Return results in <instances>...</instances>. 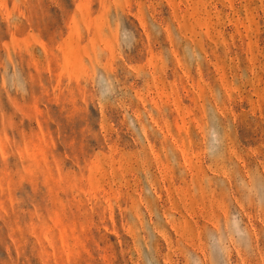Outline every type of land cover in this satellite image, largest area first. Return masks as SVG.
I'll return each mask as SVG.
<instances>
[{
  "label": "rangeland",
  "instance_id": "374dc122",
  "mask_svg": "<svg viewBox=\"0 0 264 264\" xmlns=\"http://www.w3.org/2000/svg\"><path fill=\"white\" fill-rule=\"evenodd\" d=\"M0 264H264V0H0Z\"/></svg>",
  "mask_w": 264,
  "mask_h": 264
}]
</instances>
